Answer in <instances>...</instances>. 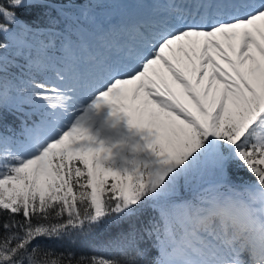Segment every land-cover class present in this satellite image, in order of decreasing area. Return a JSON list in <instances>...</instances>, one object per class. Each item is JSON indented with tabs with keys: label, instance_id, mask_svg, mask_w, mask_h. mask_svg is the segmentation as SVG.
<instances>
[{
	"label": "snow or ice",
	"instance_id": "6c2138e0",
	"mask_svg": "<svg viewBox=\"0 0 264 264\" xmlns=\"http://www.w3.org/2000/svg\"><path fill=\"white\" fill-rule=\"evenodd\" d=\"M54 3L0 0V264H264V0Z\"/></svg>",
	"mask_w": 264,
	"mask_h": 264
},
{
	"label": "trees",
	"instance_id": "16d2710c",
	"mask_svg": "<svg viewBox=\"0 0 264 264\" xmlns=\"http://www.w3.org/2000/svg\"><path fill=\"white\" fill-rule=\"evenodd\" d=\"M70 0H55L53 7H73L69 3ZM78 3L83 2V0H77ZM79 5V4H77ZM77 7V6H76ZM21 17L25 20H31L34 15L32 10L23 11L20 13ZM13 118L9 116V121L12 122ZM116 231L114 229H100L97 232L89 235H81L79 237H72L71 239H51L43 240L42 244L56 249L57 251H64L65 249H71L79 253L84 254H94V250L98 249L101 244H103L110 236L115 235ZM155 250H153L154 253Z\"/></svg>",
	"mask_w": 264,
	"mask_h": 264
},
{
	"label": "bare ground",
	"instance_id": "6f19581e",
	"mask_svg": "<svg viewBox=\"0 0 264 264\" xmlns=\"http://www.w3.org/2000/svg\"><path fill=\"white\" fill-rule=\"evenodd\" d=\"M148 7H150L149 4H145L144 8L147 9ZM107 14L103 16L102 18V23H110V22H121L124 17L121 15L120 12L118 11H113V12H106Z\"/></svg>",
	"mask_w": 264,
	"mask_h": 264
},
{
	"label": "rangeland",
	"instance_id": "374dc122",
	"mask_svg": "<svg viewBox=\"0 0 264 264\" xmlns=\"http://www.w3.org/2000/svg\"><path fill=\"white\" fill-rule=\"evenodd\" d=\"M69 3H71L70 1H69ZM77 4H80V3H78L77 2ZM77 7H79V5H76ZM113 11H118V10H116V9H105V12H113Z\"/></svg>",
	"mask_w": 264,
	"mask_h": 264
}]
</instances>
